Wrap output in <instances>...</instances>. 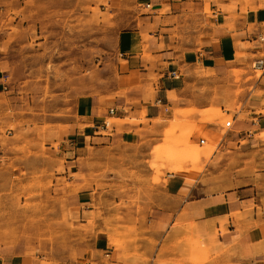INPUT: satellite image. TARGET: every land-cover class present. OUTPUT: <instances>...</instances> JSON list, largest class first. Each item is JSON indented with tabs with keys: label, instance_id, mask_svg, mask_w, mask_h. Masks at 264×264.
Returning a JSON list of instances; mask_svg holds the SVG:
<instances>
[{
	"label": "rangeland",
	"instance_id": "374dc122",
	"mask_svg": "<svg viewBox=\"0 0 264 264\" xmlns=\"http://www.w3.org/2000/svg\"><path fill=\"white\" fill-rule=\"evenodd\" d=\"M116 9L110 0H0V64L9 88L0 102V248L27 264H81L96 236L107 238L120 260L150 264L142 246L155 241L139 224L149 185L166 174L203 172L210 158L201 161L200 152L217 150L206 125L221 126L225 135L224 122L243 110L244 85L261 75L233 69L225 82L210 83L208 91L228 101L205 110L219 109L223 120L166 122L152 148L106 149L91 157L84 174H67L65 142L77 99L114 82L115 36L122 27ZM117 122L106 121L110 132ZM263 135L246 163L261 185ZM80 188L91 196L85 208L74 202ZM179 244L180 264L209 261L203 241L188 237ZM196 255L205 259L195 262Z\"/></svg>",
	"mask_w": 264,
	"mask_h": 264
},
{
	"label": "crops",
	"instance_id": "0c3cea01",
	"mask_svg": "<svg viewBox=\"0 0 264 264\" xmlns=\"http://www.w3.org/2000/svg\"><path fill=\"white\" fill-rule=\"evenodd\" d=\"M111 4L122 24L115 36L114 82L77 99L65 142L67 174L73 169V174H84L91 157L106 149L152 148L166 122L197 123L201 116L203 123L223 120L219 109L205 110L228 101L214 97L210 83L225 82L233 69L256 72L254 63L264 61V43L258 40L264 34V0ZM7 81L0 64V102L8 93ZM223 86L216 92L222 94ZM244 89L243 110L224 122L231 123L225 135L221 126L206 125L217 150L207 157L200 152L201 161L210 158L203 172L166 174L159 184L149 185L152 191L146 187L149 196L141 204L139 224L147 228L146 238L155 241L142 246L150 264H180L179 242L188 237L205 243V264H264V185L258 174H248L246 164L264 131V72ZM109 119L119 121L111 132L104 129ZM74 199L85 208L89 190L80 188ZM118 256L107 238L96 236L81 264H128ZM204 259L196 255L194 261ZM0 264L27 262L0 248Z\"/></svg>",
	"mask_w": 264,
	"mask_h": 264
},
{
	"label": "built area",
	"instance_id": "2783aa9c",
	"mask_svg": "<svg viewBox=\"0 0 264 264\" xmlns=\"http://www.w3.org/2000/svg\"><path fill=\"white\" fill-rule=\"evenodd\" d=\"M258 40H259V42L264 43V34L259 35L258 36ZM253 69L255 71H260L261 73L264 72V61L263 60H259V61L255 62L254 65H253ZM171 77L172 78H176V79L178 78L177 76H175V73H172ZM158 103H160V102H158ZM113 113H114V111L111 110L110 111V115H113ZM230 124L231 123H227L225 127L228 128L230 126ZM104 129L105 130L108 129V124L107 123H104ZM204 144H205V140H200V145L203 146Z\"/></svg>",
	"mask_w": 264,
	"mask_h": 264
},
{
	"label": "bare ground",
	"instance_id": "6f19581e",
	"mask_svg": "<svg viewBox=\"0 0 264 264\" xmlns=\"http://www.w3.org/2000/svg\"><path fill=\"white\" fill-rule=\"evenodd\" d=\"M108 124V123H107ZM108 128H109V124H108ZM262 133L264 134V131H262ZM264 136V135H263ZM214 151L213 146L210 148V150L207 152L206 157L209 156L212 152Z\"/></svg>",
	"mask_w": 264,
	"mask_h": 264
}]
</instances>
